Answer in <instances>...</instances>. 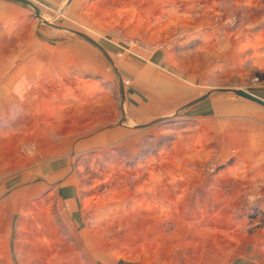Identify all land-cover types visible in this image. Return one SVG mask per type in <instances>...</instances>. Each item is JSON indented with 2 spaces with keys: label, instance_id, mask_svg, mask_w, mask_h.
Here are the masks:
<instances>
[{
  "label": "rangeland",
  "instance_id": "rangeland-1",
  "mask_svg": "<svg viewBox=\"0 0 264 264\" xmlns=\"http://www.w3.org/2000/svg\"><path fill=\"white\" fill-rule=\"evenodd\" d=\"M29 1L100 43L121 79L85 40L0 0V264H219L235 232L264 229L221 136L199 137L246 101L229 91L264 96V0ZM175 83L177 98L156 95ZM149 93L155 109L139 108ZM206 94L220 111L204 124L182 108Z\"/></svg>",
  "mask_w": 264,
  "mask_h": 264
},
{
  "label": "crops",
  "instance_id": "crops-1",
  "mask_svg": "<svg viewBox=\"0 0 264 264\" xmlns=\"http://www.w3.org/2000/svg\"><path fill=\"white\" fill-rule=\"evenodd\" d=\"M149 69L146 68L145 70ZM135 76L140 85L148 87L149 92H152L154 87L159 84L157 83L158 75L156 72H153L151 75L147 74L146 71L141 73L138 72ZM181 85L180 83H175L171 91H156V95H159L162 101H172L175 97L177 98L179 89L183 86ZM138 95L140 101H142L139 108H144V105L148 104L149 109H155L150 93L147 99L143 96L141 97V94ZM261 98L264 100V96L261 95ZM132 99L131 101L135 104L137 103L136 101H139L135 96H132ZM206 102L208 101L205 100L200 103V105H197V111H195V114H199L196 120L204 124L212 120L206 116V114L210 113V109L214 111V115H217L220 111L216 105H210V103L208 104ZM204 104H207L208 107L206 105V107H201V105L203 106ZM228 111L231 116L227 123L213 118L215 127L212 134H208L211 133L209 128L202 129V133L199 137L203 139L211 137L213 140L212 143H214V147H216L218 142L216 140L217 135L221 136L222 141H220L219 149L221 151L219 156L234 161V165L229 166L230 173L235 175H246L244 183L239 182V185L233 184L234 190L239 191L242 188V184L244 185V190L248 189L252 191L255 189L254 191L256 192H253L249 199L252 198L251 200L252 202L255 201V205L261 206L264 213V107L246 100L236 103L235 105H230ZM232 115H234V117H232ZM102 138L103 136H99L97 140ZM65 190L66 187L63 186L58 189V202L62 205H64V202H66V204L68 203L72 218L75 223H78L82 215L78 208L77 199L70 193V195H66ZM238 196H240V193L238 194L236 191L230 193L229 203L236 204ZM250 220L251 222L255 221L251 216ZM225 245H227V247L223 253H227V256L223 258V261H220L219 264H264L263 228L249 235L235 232L228 244L223 242V246ZM226 249L228 250L227 252H225Z\"/></svg>",
  "mask_w": 264,
  "mask_h": 264
},
{
  "label": "water",
  "instance_id": "water-1",
  "mask_svg": "<svg viewBox=\"0 0 264 264\" xmlns=\"http://www.w3.org/2000/svg\"><path fill=\"white\" fill-rule=\"evenodd\" d=\"M10 1H13V2H16V3H20V4L24 5V6L32 9L34 11L36 17L38 19L42 20L44 22V24H46L47 26L52 27L54 29H57L59 31L69 32V33H71V34H73V35L85 40L86 42H88L89 44H91L92 46L97 48L106 57V59L112 65V67L114 68L116 74L120 78V74H119V72H118V70H117L112 58L110 57L108 52L102 47V45H100V43H98L96 40H94L93 38H91L90 36H88L87 34H85L83 32H80V31H77V30H73V29H68V28H65V27H60V26H57V25H53L50 22L44 20L42 15H41L40 9L34 3H32L29 0H10ZM71 1L72 0H69V2H71ZM121 89H122V92L124 93V88H123L122 81H121ZM229 92L233 93L235 96L242 97V98H244L246 100H249L251 102H254V103L264 107V100H262L261 98L253 95L252 93H250L248 91L232 90V91H229ZM209 96H210V94H206V95H204V96L192 101L191 103L187 104L182 109H187V108H191L193 106H196V105L204 102L205 100H207L209 98ZM168 121H170V117H163V118H160V119H158L156 121H153L152 123H149L147 125L138 126L137 128H147V127H150L152 125L159 124V123H165V122H168Z\"/></svg>",
  "mask_w": 264,
  "mask_h": 264
},
{
  "label": "trees",
  "instance_id": "trees-1",
  "mask_svg": "<svg viewBox=\"0 0 264 264\" xmlns=\"http://www.w3.org/2000/svg\"><path fill=\"white\" fill-rule=\"evenodd\" d=\"M259 216H260V215H259L258 213H256V215H253L252 218L254 217V218L257 219Z\"/></svg>",
  "mask_w": 264,
  "mask_h": 264
}]
</instances>
